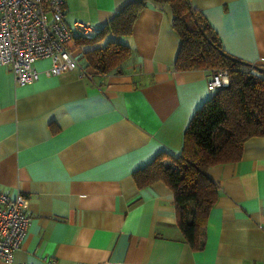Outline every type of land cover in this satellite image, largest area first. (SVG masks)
I'll use <instances>...</instances> for the list:
<instances>
[{"label":"crops","instance_id":"crops-1","mask_svg":"<svg viewBox=\"0 0 264 264\" xmlns=\"http://www.w3.org/2000/svg\"><path fill=\"white\" fill-rule=\"evenodd\" d=\"M131 1L65 0L64 17L100 30ZM146 1L119 37L132 50L121 72L51 75L39 59V79L15 85L0 64V191L24 195L29 216L20 248L0 264H264V135L247 138L237 161L207 169L216 197L196 248L171 188L134 180L160 153L180 154L189 120L213 93L211 71L174 69L171 10ZM190 4L226 53L264 69V0Z\"/></svg>","mask_w":264,"mask_h":264},{"label":"trees","instance_id":"trees-1","mask_svg":"<svg viewBox=\"0 0 264 264\" xmlns=\"http://www.w3.org/2000/svg\"><path fill=\"white\" fill-rule=\"evenodd\" d=\"M152 1L167 4L172 13V27L180 38L174 69H203L211 74L224 69L228 75V84L215 89L193 113L183 133L180 154L166 160L163 157L168 155L160 153L134 172L138 187L161 180L171 188L181 233L196 248L200 221L216 197V185L208 178L207 169L237 161L247 138L264 135V69L226 53L216 31L192 8L190 0ZM146 4V0L131 1L89 39L76 38L92 45L81 55L90 71H122L132 50L119 37L131 33Z\"/></svg>","mask_w":264,"mask_h":264},{"label":"built area","instance_id":"built-area-1","mask_svg":"<svg viewBox=\"0 0 264 264\" xmlns=\"http://www.w3.org/2000/svg\"><path fill=\"white\" fill-rule=\"evenodd\" d=\"M64 4L65 0H0V64L10 67L15 85L39 79L41 71L35 67L39 59L49 60L51 75L77 69L82 77H93L74 42L78 37L89 39L97 29L88 21H66ZM227 84V72L218 69L210 75L207 87L214 91ZM28 224L24 195L10 197L0 191V259L12 260Z\"/></svg>","mask_w":264,"mask_h":264}]
</instances>
